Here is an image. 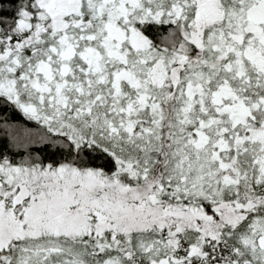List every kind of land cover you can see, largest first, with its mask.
<instances>
[{
  "label": "snow or ice",
  "instance_id": "obj_1",
  "mask_svg": "<svg viewBox=\"0 0 264 264\" xmlns=\"http://www.w3.org/2000/svg\"><path fill=\"white\" fill-rule=\"evenodd\" d=\"M0 264H264V0H0Z\"/></svg>",
  "mask_w": 264,
  "mask_h": 264
}]
</instances>
